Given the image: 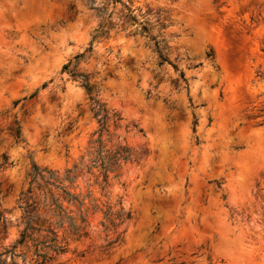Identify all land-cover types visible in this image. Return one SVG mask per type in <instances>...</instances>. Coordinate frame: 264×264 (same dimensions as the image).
Masks as SVG:
<instances>
[{"label": "rangeland", "instance_id": "obj_1", "mask_svg": "<svg viewBox=\"0 0 264 264\" xmlns=\"http://www.w3.org/2000/svg\"><path fill=\"white\" fill-rule=\"evenodd\" d=\"M98 140L139 157L103 191ZM33 165L133 217L110 247L90 219L48 264H264V0H0V252L26 264Z\"/></svg>", "mask_w": 264, "mask_h": 264}, {"label": "trees", "instance_id": "obj_2", "mask_svg": "<svg viewBox=\"0 0 264 264\" xmlns=\"http://www.w3.org/2000/svg\"><path fill=\"white\" fill-rule=\"evenodd\" d=\"M146 29H144V32ZM153 41L155 39H152ZM154 50L158 54L160 64H171L162 53L158 43L155 42ZM177 71V67L173 65ZM179 79L185 82L183 73ZM88 91L91 89L86 85ZM94 117L98 120L101 129L105 131L110 117L107 110L93 100ZM96 151V159L87 167L90 173L92 168H99L102 183L101 191L108 185L109 180L119 178L123 164L137 162L138 155L125 147H117L115 150H104L100 140ZM77 167L66 172L64 177L57 173L40 170L33 165L30 173V182L26 191L18 194L16 205L21 212V217L16 221V227L21 228L17 245L28 247L32 250L29 264H48L57 256L67 251L65 234L69 237L82 239L89 235L91 230L90 219L100 218L99 226L105 235L106 246L110 247L120 241L125 231L118 233L120 227H126L132 221L131 212H125L121 202L115 204H98L88 194L84 197L72 192V186L77 179L75 176ZM95 184H98L95 180ZM12 191L7 189L4 198ZM0 242L5 239L7 225L0 216ZM109 233L114 237L108 240ZM16 245L4 248L0 252V264H15L14 258H21L26 264L25 254L15 253Z\"/></svg>", "mask_w": 264, "mask_h": 264}, {"label": "bare ground", "instance_id": "obj_3", "mask_svg": "<svg viewBox=\"0 0 264 264\" xmlns=\"http://www.w3.org/2000/svg\"><path fill=\"white\" fill-rule=\"evenodd\" d=\"M42 61H43V60H42ZM48 63H49V62H48ZM33 67L35 68V66H33ZM47 67L49 68V67H51V66H48V64H47L46 62H44V63L39 62V63L36 65V68H35V69H37V70H36L35 72H33L34 70H33V71L31 70V72L35 73V76H36V75H37L36 72H37L38 70H40V71H41L42 69H43V70H44V69L46 70ZM34 68H33V69H34ZM45 70H44V71H45ZM40 71H38V72H40ZM44 71H42V72H44ZM38 74H39V73H38ZM31 75H32V74H31Z\"/></svg>", "mask_w": 264, "mask_h": 264}]
</instances>
